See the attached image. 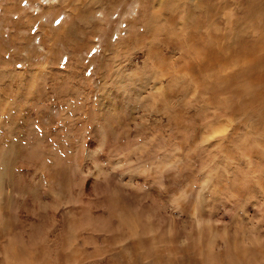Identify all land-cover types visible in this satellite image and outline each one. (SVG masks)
Wrapping results in <instances>:
<instances>
[{
    "label": "rangeland",
    "instance_id": "obj_1",
    "mask_svg": "<svg viewBox=\"0 0 264 264\" xmlns=\"http://www.w3.org/2000/svg\"><path fill=\"white\" fill-rule=\"evenodd\" d=\"M245 6L0 0V264H264Z\"/></svg>",
    "mask_w": 264,
    "mask_h": 264
},
{
    "label": "bare ground",
    "instance_id": "obj_2",
    "mask_svg": "<svg viewBox=\"0 0 264 264\" xmlns=\"http://www.w3.org/2000/svg\"><path fill=\"white\" fill-rule=\"evenodd\" d=\"M97 1V0H96ZM246 2V6L244 7V11H245V15H250L252 13L256 14V15H260L262 13H264V0H245ZM171 6V5H170ZM169 6H167L168 8ZM165 8V7H164ZM166 8V9H167ZM157 9V7H156ZM158 11V10H157ZM156 11V12H157ZM163 11V10H162ZM155 12V15H156ZM189 12V11H187ZM205 12V11H204ZM190 13V12H189ZM188 13V14H189ZM200 13V12H199ZM198 13V16H199ZM247 13V14H246ZM170 14V13H169ZM186 14V15H188ZM191 14H195L194 11L191 12ZM171 15V14H170ZM263 15V14H262ZM261 15V16H262ZM160 16V15H159ZM165 16V15H164ZM169 16V15H168ZM185 16V15H184ZM156 17V16H155ZM158 17V16H157ZM247 17V16H246ZM167 18V17H166ZM163 19V18H162ZM186 19H188L187 21H189L190 19L186 16ZM159 24V23H158ZM241 31V30H240ZM194 35V34H193ZM238 36V35H237ZM243 38V37H242ZM230 40L234 39V36H230L229 37ZM239 39V38H238ZM238 39H236V42L240 45V51L241 54L243 53V55H245L247 64H246V68L251 69L252 67H254V65L257 64H262L263 60H264V28L263 30H261L256 38H255V43L250 44L247 42L241 43L238 41ZM262 43V47H261V51L260 52H256L255 50L257 49V45L259 46ZM257 44V45H256ZM220 51V50H219ZM217 51L213 48H206L205 49V53H204V62L202 65H206L207 62L205 61H213L216 56H217ZM221 55V54H220ZM206 57V58H205ZM244 58V57H243ZM226 61V60H225Z\"/></svg>",
    "mask_w": 264,
    "mask_h": 264
}]
</instances>
